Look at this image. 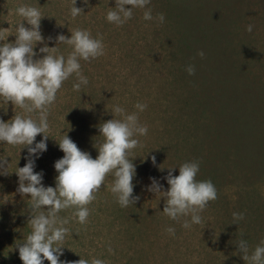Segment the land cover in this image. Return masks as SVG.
Listing matches in <instances>:
<instances>
[{
    "label": "rangeland",
    "instance_id": "rangeland-1",
    "mask_svg": "<svg viewBox=\"0 0 264 264\" xmlns=\"http://www.w3.org/2000/svg\"><path fill=\"white\" fill-rule=\"evenodd\" d=\"M71 2L0 0V40H15L14 25L20 19L15 10L26 3L44 15L40 31L45 39L35 49L46 44L67 56L71 46L55 38L59 33L70 36L74 28L90 30L104 44L103 55L80 61L88 84L73 89V74L49 106L47 150L35 161V170L43 171L42 182L55 185L53 165L63 156L58 142L64 133L96 157L103 140L98 126L112 118L114 104L131 112L137 111L138 101L145 103L139 119L148 132L130 153L139 199L121 207L110 191L114 177L108 174L87 205L85 223L75 218L74 206L58 214L68 218L65 226L70 229L60 259L248 264L236 241L242 235L251 251L264 239V0H150L152 20L136 8L122 25L106 19L115 0H76L82 9L76 17L70 14ZM157 13L164 14V22L155 19ZM188 65L195 68L192 74L186 71ZM22 111L0 99V119ZM19 147L0 142V155L8 156V173L0 175V264H23L16 242L30 231L29 197L16 191V161L23 166L26 154ZM188 160L199 161L196 178L210 179L217 198L200 213V224L184 228L186 217L170 219L162 211L164 198L157 199L145 185L149 177H158L166 189L168 167L176 175L175 166ZM233 212H243V219L234 218ZM169 226L174 234L166 230ZM43 264H49L47 259Z\"/></svg>",
    "mask_w": 264,
    "mask_h": 264
},
{
    "label": "clouds",
    "instance_id": "clouds-1",
    "mask_svg": "<svg viewBox=\"0 0 264 264\" xmlns=\"http://www.w3.org/2000/svg\"><path fill=\"white\" fill-rule=\"evenodd\" d=\"M72 0L70 14L76 17L82 12ZM87 3V0H85ZM150 0H115V6L109 7L106 19L116 25H122L133 15L136 8L143 9V18L152 20L151 8L147 7ZM127 5V6H126ZM20 17L15 27V40H0V99L23 109L9 120L0 119V142L9 145H19L26 148L25 163L17 166L18 177L16 191L29 197V218L27 224L30 231L22 241L16 242L19 258L23 264H43L47 259L49 264H105L100 258L91 260L81 258L68 262L60 259L63 253V241L70 233L68 218L58 214L63 209L74 206V216L80 223H85L89 208L87 205L95 199V192L103 184L105 177L111 174L114 179L110 191L114 194L121 207L133 204L139 199L134 194V177L136 165L132 162L131 150L139 143V137L148 132V126L140 122L139 112L147 105L142 102L135 104L137 111H127L120 104L111 106L112 118L99 124V134L103 140L99 142L98 154L93 158L89 152L81 150L75 141L66 133L58 142L63 156L54 161L55 185L46 186L43 181V171L35 170V161L47 150L49 135V106L55 101L56 94L62 82L75 74L76 80L72 87L80 90L88 84V77L81 70V60H89L104 54L102 38L93 36L88 29L74 28L70 36L59 33L56 41L71 46V51L65 56L52 46L46 44L35 49L37 42L45 39L40 31V20L44 16L40 8L31 4L20 3L16 8ZM156 20L164 22L163 13H157ZM27 23L28 26L25 25ZM252 24L246 25L251 31ZM51 40L52 37H48ZM56 43V44H57ZM44 53L37 56V53ZM203 56V51L198 52ZM186 71L192 74L193 65H188ZM36 114L35 118L32 115ZM115 114V116H114ZM37 134H42L36 140ZM6 155H0V175L7 174L8 160ZM156 164V157H149ZM178 167V174L173 175V166L168 167L164 176L168 187L160 183V178L149 177L150 183L145 189L165 200L163 213L172 220L182 221L184 228L192 224H200V213L209 201L217 198V189L210 179H197L199 171L198 160H188ZM163 167H161L162 169ZM6 200V199H5ZM233 217L243 219V212H233ZM174 234L175 229H166ZM237 249L248 264H264V239L253 248L245 238L236 241Z\"/></svg>",
    "mask_w": 264,
    "mask_h": 264
}]
</instances>
